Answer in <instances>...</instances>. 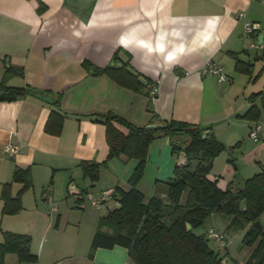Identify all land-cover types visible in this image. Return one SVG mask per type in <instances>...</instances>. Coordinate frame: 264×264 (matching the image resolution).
Masks as SVG:
<instances>
[{
  "label": "crops",
  "instance_id": "0c3cea01",
  "mask_svg": "<svg viewBox=\"0 0 264 264\" xmlns=\"http://www.w3.org/2000/svg\"><path fill=\"white\" fill-rule=\"evenodd\" d=\"M247 22L257 26V38L245 34ZM260 36L264 0H0V83L8 68H20L24 77L13 76L8 86L59 97V107L51 97L0 102V244L5 231L29 235L38 256V263H21L7 254L5 264H135L120 246L100 248L90 258L78 230H68L77 228L67 217L76 213L81 194L86 199L117 187L130 190L129 175L118 174L115 166L125 161L132 170L135 159L109 161L95 184L82 176V161L103 163L109 155L106 126L94 115L116 114L140 127L176 120L210 130L229 149L214 159L208 176L223 190L236 188L237 174L246 182L264 171L261 102L254 104L258 120L242 118L252 106L249 97L264 91V63L256 71L264 51L252 47ZM238 60L253 65L252 75L237 71ZM85 62L96 68L128 64L159 93L151 98L128 90L106 74L94 75ZM208 62L220 66L227 80L204 75ZM242 75L251 76L253 85ZM53 111L62 117L59 134L47 131ZM256 123L263 131L253 140L249 135ZM7 144L20 152L6 154ZM148 159L157 180H142L138 189L146 198L168 202L164 179L173 178L185 155L175 154L170 138L160 135ZM17 167L31 169L33 186L21 196L23 210L4 215L1 191ZM22 187L12 183L14 198ZM98 215L96 226L105 216ZM212 242L227 252V236L224 248Z\"/></svg>",
  "mask_w": 264,
  "mask_h": 264
},
{
  "label": "trees",
  "instance_id": "16d2710c",
  "mask_svg": "<svg viewBox=\"0 0 264 264\" xmlns=\"http://www.w3.org/2000/svg\"><path fill=\"white\" fill-rule=\"evenodd\" d=\"M261 58L264 59V52ZM114 60H119V56L115 55ZM84 67L94 75L106 74L128 90L146 92L149 95L150 82L145 83L142 76L132 71L128 64L96 68L85 62ZM236 69L248 75L253 73V65L241 60L237 61ZM13 76L24 77V72L15 67L7 69L4 80L0 83V102L23 100L28 96L51 97L32 87L8 86V81ZM51 98L54 100L53 104L59 107V97ZM249 101L252 106L242 118L256 121L259 119V109L254 104L260 101L264 107V91L252 94ZM59 117L61 115L57 111L52 112L47 123L48 132L61 133L62 117L58 122ZM93 117L95 122L106 126L109 155L103 163L82 161L80 168L83 178L90 180L92 184L97 183L102 168L111 159L120 156L136 159L138 165L128 180L130 190L117 187L113 191L112 196L117 206L100 218L98 230L91 242L90 258L100 248L113 249L120 246L128 250L130 260L136 264H224L228 255H221V251L208 237L209 231L207 234L196 233V229L202 227L209 216L219 213L231 217L230 231H238L250 225L245 243L252 244L257 239L260 242L245 264H264V232L257 225L264 213V171L247 179L245 188L241 191L233 187L223 190L217 181L208 176L214 159L229 149L210 130L176 120L158 123L167 126L164 130H147L146 127L136 126L116 114ZM119 127L127 129V133ZM203 132H208L205 138ZM160 135L170 138L173 152H183L186 162L175 167L174 177L167 182L168 202L156 197L144 202L145 196L139 191L138 185L148 160L149 147ZM238 146L239 144L235 147ZM12 183L23 185L15 198L11 193ZM32 186L31 169L17 167L12 182L5 184L1 191L3 214L20 213L23 210L21 196ZM186 191L189 194L184 205L181 201ZM84 196L81 194L77 200L78 205L84 201ZM244 200L247 201V207L242 211L241 204ZM188 223L193 226L190 231L187 230ZM104 228L110 232L104 231ZM3 237L4 241L0 244V264H5L7 254H15L21 263H38V256L31 251V236L5 231ZM230 261L231 264H239L231 258Z\"/></svg>",
  "mask_w": 264,
  "mask_h": 264
},
{
  "label": "rangeland",
  "instance_id": "374dc122",
  "mask_svg": "<svg viewBox=\"0 0 264 264\" xmlns=\"http://www.w3.org/2000/svg\"><path fill=\"white\" fill-rule=\"evenodd\" d=\"M258 63L259 64H257V70L256 71L260 70V66L264 62L261 61ZM256 71H255L254 75H256L258 73ZM242 76L247 78L249 80L250 84L253 85V82L251 81V76H248V75H242ZM258 86H260V85H258ZM121 157L122 156L116 157V158L119 159ZM123 157H125V156H123ZM113 159H115V158H113ZM113 159H111V160H113ZM126 159L128 160V158H126ZM147 164H148V168H147ZM137 165H138V160H136V163H134V165H132V170H131V167L127 163H125V161H121V163H119L117 166H115V169H116L118 174L120 173L123 176L129 175L127 177V180H129L130 176L135 171ZM105 167H103V168H105ZM173 170L175 171V166H174ZM150 171H151V174H150ZM174 171L172 173L173 174L172 177H174ZM155 172H156L155 168L151 169V166H149V159H148L146 166L144 168V171H143V177L141 179V182H142V180H157V177L155 176ZM128 173H130V174H128ZM171 179L172 178H170V179L166 178L164 180H171ZM99 180H101V173H100V179ZM165 185L167 187V182L165 183ZM95 192H97V190H95ZM188 192L189 191H186L182 197L181 203L184 205L187 202V198H188V194H189ZM104 193H106V192H102L99 195H97L96 193H95V195L94 194L86 195L87 198L85 197L86 199H84V201L80 205H78L79 208L78 209L74 208L76 211H73V212H76V213H74L72 216L67 217V218H69V220H68L69 222L75 220L76 221L75 223L77 225V228L69 226L68 230H72L74 233H77V230H78V233H80V236L78 239L79 244H82V245L87 244V245H89V248H91L92 237H93L94 233L98 230L99 223L97 226L95 224L96 223L95 221L97 220V217L99 216L98 214L102 213V215L104 214L106 216L112 209H114L115 204H116L115 199L113 198V196H111L109 198V200L107 201V204H105L101 207V210L94 208L92 206L93 199L101 196ZM149 199L150 198L145 197L144 202H148ZM106 205H108V206L106 207ZM257 222H260V224H262V226L264 227V213L260 216V218ZM230 223H231V217L230 216H228L226 214H219V213L212 214L211 216H209L207 218V220L205 221V223L202 227L196 229V233L197 234H207L208 231L215 230L218 233L225 234L227 236V252H226V250H221V255L222 256L228 255L229 258L236 260L237 263L245 264L251 258L253 253L255 252V250H256L259 242H260V239H257L252 244H246L245 243V236H246L248 230L250 229V225H247L238 231H230L229 230ZM211 246L212 247L214 246L212 242H211Z\"/></svg>",
  "mask_w": 264,
  "mask_h": 264
},
{
  "label": "built area",
  "instance_id": "2783aa9c",
  "mask_svg": "<svg viewBox=\"0 0 264 264\" xmlns=\"http://www.w3.org/2000/svg\"><path fill=\"white\" fill-rule=\"evenodd\" d=\"M239 18H244L245 17V13L241 12L239 15ZM258 32V28L255 24L247 22L245 23V34L247 36H254L256 33ZM252 47L256 48V49H262L261 44L258 42L257 39H255L252 43ZM202 73L204 75H213V76H217L219 78V80L221 82H224L227 80V77L225 76V74L223 73V69L211 62H208L202 70ZM159 93V88L158 86L155 85H151L149 88V96L151 98H154L158 95ZM263 131V125L261 123H256L254 125L253 128H251L250 130V138H252L253 140H258L261 136V133ZM4 152L6 154H9L11 156H13L16 153L20 152V147L13 145V144H7L4 147ZM113 192H106L104 194H102L101 196L94 198L92 201V206L94 208H100L103 205H105V203L109 200V198L112 196ZM208 237L215 241L221 248H224L226 245V236L224 234L218 233L215 230H210L208 233Z\"/></svg>",
  "mask_w": 264,
  "mask_h": 264
},
{
  "label": "water",
  "instance_id": "95a60500",
  "mask_svg": "<svg viewBox=\"0 0 264 264\" xmlns=\"http://www.w3.org/2000/svg\"><path fill=\"white\" fill-rule=\"evenodd\" d=\"M264 40V37L263 36H260L259 38V43L261 44L262 46V50L264 51V44H263V41ZM167 126L166 125H163V124H150L148 126H146V129L147 130H164L166 129ZM208 132H203L202 135L203 137L205 138L207 136ZM235 190H238V191H241L245 188V182L244 180L242 179V177L240 176V174H237L236 176V181H235ZM246 207H247V201L244 200L242 201V204H241V210L242 211H245L246 210ZM257 225L261 228V230L264 232V227L262 226V224H260V222H257ZM193 229V226L191 224H187V230L190 231ZM224 264H231V261H230V258H226L224 261H223Z\"/></svg>",
  "mask_w": 264,
  "mask_h": 264
}]
</instances>
